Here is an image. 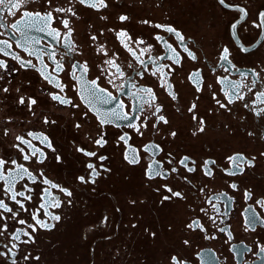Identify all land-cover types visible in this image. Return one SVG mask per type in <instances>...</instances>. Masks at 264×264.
Returning <instances> with one entry per match:
<instances>
[{"label": "flooded vegetation", "instance_id": "obj_1", "mask_svg": "<svg viewBox=\"0 0 264 264\" xmlns=\"http://www.w3.org/2000/svg\"><path fill=\"white\" fill-rule=\"evenodd\" d=\"M43 2L32 0L16 16H0V24L4 25L0 27V42L11 45L5 48L8 55L0 52V60L11 69L10 73L0 69L5 76L0 81V158L15 159L37 177L33 183L25 176L14 187L17 192L24 190L25 197L31 196V199L16 197L26 210H20L13 219L11 213L0 209V229L8 225L0 236V252L5 253L0 256V264H11L13 259L16 264H173V257L178 264H264V252L260 251L264 246V206L257 203L264 202V112L257 114L264 109V97L257 99V93L264 92V27L253 26L254 22L261 23L259 13L264 11V0H225L229 7L219 0H105L107 8L99 7L100 0H92L97 8L76 0V16L54 13L60 19H69L71 40L76 45L75 53L64 58L60 72L54 71L56 64L46 54H41V63L36 55L17 47L20 37L10 27L25 10H48L46 5L41 9ZM56 6L67 8L73 4L70 0H55ZM237 7H243L247 16L234 36L231 25L242 14ZM121 15L128 20L120 21ZM168 26L185 37L196 60L183 52L177 37L165 30ZM50 27L56 28L63 40L67 31L63 24L54 20ZM121 31L127 32L132 41L128 37L118 38ZM157 35L181 53L178 64L163 59L171 52L162 41L155 40ZM29 36L41 39L39 45L32 47L44 49L45 53L55 50L56 60H60L65 51L62 43L57 44L47 32L31 31ZM141 39L145 44L138 46L135 41ZM121 40L129 43L138 56L142 49L152 45V51L141 56L148 69L144 77L127 68L131 61L143 71ZM101 46L109 55L98 51ZM224 47L229 48L233 68L220 59ZM13 55L31 61L35 67L21 68ZM149 55L157 60L155 66L148 61ZM109 59H115L137 85L152 89L156 97L152 108L145 105L143 112L133 111L137 102L127 95L128 81L113 77L115 84L126 85L123 91L108 82L109 74L115 72L105 63ZM77 62L88 63L84 79L100 77L98 84L124 101L125 112L148 118L135 121L141 127L140 132L127 127L128 121L101 125L95 112L80 97L83 80L78 82L72 77L71 65ZM225 68L229 70L226 72ZM37 69L51 74L64 86V91L50 84ZM197 72L199 75H194ZM239 72L247 73V78L242 79ZM225 76L248 87H252L253 79L257 83L251 92L248 87H240L236 95H244V99L228 104L227 84L222 80ZM3 87L10 91L4 93ZM49 93H58L78 107L53 101ZM21 95L37 100L32 110L19 104ZM217 100L226 107L221 108ZM193 104L196 107L189 112ZM157 105L162 109L159 114L165 115L168 123L160 122L154 129L151 125L156 120L152 113ZM45 118L55 123L46 124ZM77 124L81 126L77 128ZM5 131L8 135H4ZM29 132L47 137L55 151L28 136ZM172 132H176L175 137ZM125 133L127 143L119 140ZM101 135L107 140L103 147L95 144ZM16 136L24 137L43 151L44 162L39 163V153L24 161L23 155L31 156V151ZM18 144L24 148L23 153L16 147ZM150 145H158L159 150ZM77 148L96 152L97 156H86ZM129 150L135 151L136 163L125 158ZM99 156L107 159L100 161ZM236 156L243 157L238 165L242 172L233 167L232 158ZM184 157L189 158L187 166L179 163ZM154 160L163 165L166 178H149V166ZM248 160L252 161L251 166ZM88 163L96 165L101 173L94 184L78 179L90 177ZM14 168L11 163L6 166L7 170ZM172 168L177 172L173 173ZM188 168L194 171L189 172ZM7 170L0 169L5 175ZM208 172L212 174L207 175ZM45 177L59 187L44 184ZM25 185L32 191L28 192ZM165 185L181 192L182 197H171ZM6 187L0 181V199L17 211L20 206L11 200L10 193L4 194ZM60 187L72 195L66 196ZM246 193L251 197L246 198ZM164 196L170 199L165 201ZM54 199L60 200L59 208L51 206ZM41 204L49 205L47 210L60 220H50L44 215ZM33 214L54 227L41 228ZM20 219L26 223L21 225ZM28 224L34 225L36 231L32 232ZM189 224L193 227L189 228ZM17 229L21 230L19 240L14 239ZM13 244L17 246L14 249ZM9 249L16 255L12 256Z\"/></svg>", "mask_w": 264, "mask_h": 264}, {"label": "snow or ice", "instance_id": "obj_2", "mask_svg": "<svg viewBox=\"0 0 264 264\" xmlns=\"http://www.w3.org/2000/svg\"><path fill=\"white\" fill-rule=\"evenodd\" d=\"M31 2H32V0H19V2H17V0H0V16H3V15L16 16L17 13L21 11V9H26L28 4ZM75 2H76V0H70V3H72L73 6L65 8V7H61V6L54 7L55 0H44V2L41 4V9H44L45 5H46L48 10L34 11V12L33 11H27V10L23 11L22 17L20 19H17L14 23H12L10 25L11 29L14 30V32L16 34H18L20 37L16 41V46L19 48H22L25 51H28L29 55H36L37 58L41 61V63H43L41 54L42 53L46 54L48 59L53 61L56 64V68L54 69V71H56V72L63 71L64 58L67 56H71L75 53L76 45L71 40L72 29L69 26V19H67V18L60 19L59 15L54 16V13H56V14H61V13L68 14V13H70L72 16H76V10L74 8ZM78 2L82 5H87L89 7L97 8V4L92 2V0H78ZM219 2L221 5H224V7H229V5L225 4V0H219ZM99 7L107 8L108 5H107V3H105V0H100ZM237 11H239L242 14L240 15L239 19H237L236 22L231 25L232 33L234 36L237 34L238 26L245 21L246 16H247V12L245 11V9L243 7H237ZM259 16L261 18V23H255L254 22L253 26L257 27V28H262V27H264V11L260 12ZM54 20L59 22V23H62L63 27L67 30L66 33H64L63 40L60 39L61 33L56 28L50 27L51 23ZM119 20L123 22V21L128 20V17L126 15H121L119 17ZM144 23H147V21H144ZM0 27H4V25L0 24ZM156 27L160 28L162 26L156 25ZM165 30L169 33H173L177 37L179 44L183 47V52L187 53L188 57H191V59H193V60L197 59V56L186 45L185 37L180 32L176 31L171 26L166 27ZM31 31L47 32L48 35L52 36V38L54 40H56L57 44H61V43L63 44L65 51L61 55L59 61L56 60L55 50L47 51L45 53L44 49L32 47L33 45H39L41 43V39L33 37V36H29V32H31ZM117 37L118 38L128 37V41L129 42L132 41V37L128 36V33L125 31H121V32L117 33ZM92 40L95 41L96 36H93ZM155 40L158 42L162 41L164 43L165 47L168 50H170V52H171L170 56L163 57V59H171L174 63H177V64L180 62L179 58L181 56V53L178 52L176 50V48H174L171 44H169L164 39L163 36L157 35L155 37ZM121 43L123 44L124 48H126L132 54L134 60L136 61V63H138L140 65V67H141V69H143V71L136 69L134 64L131 61L128 62L127 68L133 69L134 74L136 76L144 77L145 72H147L148 69L146 66V61L144 59H141V56L144 53H150L152 51V45H148L146 48L142 49L141 56H138L136 54V52L131 47H129V43L125 42L124 40H121ZM135 43L139 46V45L145 44V41L141 39V40L135 41ZM6 47H11V45L8 44L7 41L0 42V52H4L5 55H8L7 51H5ZM48 47L50 48L51 46H48ZM98 51L103 52L104 55H109L108 52L104 51L103 46H101L98 49ZM13 59L17 60L20 63L21 68H25V67H33L34 68L35 67V65H33L31 61L20 60L19 56L13 55ZM157 59H159V58H157ZM220 59L225 61L229 65V68L235 67V65H233L231 60L229 59V48L228 47H224L222 49L221 54H220ZM148 61L151 62L154 66L157 64V60L153 59L150 55L148 57ZM105 63L115 69L114 73L109 74V81L108 82L110 84H113V86L116 87L118 91H123V89L126 85L124 83L115 84L113 77L115 79H121V80L126 79L128 81V83L130 84L127 95L137 102L133 108V111L143 112L145 110V105H147L148 108L153 107L155 100H156V97H155V94L152 92L151 88H145V87L137 85L135 83V81L132 80V77L126 76V72L122 69V66L116 62L115 59H109V60L105 61ZM44 67L46 68L47 65H45ZM71 67L73 69V72H72L73 79L77 80L78 82L80 80H83V83L80 84V87H79V94H80L81 99L83 100V102L88 106V108L91 111L95 112V114H96L97 118L99 119L101 125L114 124L117 121H128L129 123L126 125L127 127L135 128L137 132L141 131V127H138L137 124L135 123V121L140 120V119L147 121L148 118L147 117L141 118L140 116H132L129 112H125L123 110L125 107L124 101L120 100L118 96H114L111 92L107 91L106 88L101 87L98 84L97 81L100 80V77H97L96 79H93L91 81L84 79V77L87 76V73L89 70L87 62L73 63L71 65ZM229 68H225V71L227 72L229 70ZM0 69H2L3 72H5V73H10V71H11V69L9 68V65L2 60H0ZM37 70L41 72V75H43L44 78L46 80H48V82L50 84H54V86L56 88H58L60 90V92L64 91V86H62L58 82V80L53 79L51 77V74H45V72L41 69H37ZM157 70L160 71L162 69L157 68ZM102 71H103V69H102ZM77 72L80 73L79 76H77V74H76ZM152 75H156V72H153ZM194 75L198 76L199 72L195 73ZM239 75L243 79V78H247L248 74L245 72H239ZM256 75H258V74H256ZM4 79H5L4 74H0V81H2ZM222 80L227 84V91H225V97L227 98L228 104L233 103L235 99H240V100L244 99V95H236V93L239 92L240 87H248V85L241 84L240 82H237V81L229 80L227 76L223 77ZM256 83H257V81L255 79H253L252 87H248L249 92L252 91V88L255 87ZM168 87L170 89L171 85H169ZM133 89H135V90H133ZM2 90L4 93H7L10 91V89L8 87H3ZM19 91H20V89H17V92H19ZM49 95L51 97V100L58 101L60 104H72L73 107H78V105H75L73 103V101H71L70 99L62 97L58 93H49ZM261 97H264V92L257 93V99H261ZM172 98L176 99L175 96H173ZM217 103L219 104V106L221 108L226 107V105L221 103L219 100H217ZM19 104L25 105L30 110H32V107L37 104V100L31 99V98H26L25 96L21 95L19 98ZM99 105H112V106L106 107V108H101V107H99ZM247 106L248 105L245 104V107H247ZM195 107H196V105L193 104L189 108V112H192ZM161 112H162L161 107L158 105L155 106V109H154V112L152 113V115L155 118L156 123L151 125V127L154 129L157 128V124H159L160 122H163L164 124L168 123V120L166 119L165 115L159 114ZM262 112H264V109H260L257 112V114L259 115ZM157 114H159V115H157ZM84 115L87 116V113H84ZM44 123H46V124L47 123H55V121H49L47 118H45ZM80 126H81L80 124L76 125L77 128H79ZM117 126H119V125H117ZM4 135H8V132L5 131ZM171 135L173 137H175L176 132H172ZM250 135H251V133H250ZM28 136H32L33 139H39L42 144H44L48 148H51L52 151H55V149L52 148L51 142L48 141V138L43 136L42 134L41 135H35V134L29 132ZM16 140L20 141V144L26 145L28 147V149L31 151V156L28 154L23 155L24 161H29L32 157H36L37 154L39 153V157H38L39 163L44 162L45 153L39 149H36L31 144V142L29 140L25 139L22 136H16ZM119 140L127 143V140H128L127 133H125L124 135H121L119 137ZM106 143H107V140L104 138L103 135H101L99 139L95 140V144L100 146V147H103ZM20 144L16 145V147L18 148V150L21 153H23L24 148L20 147ZM149 147H156L159 150L158 145H154V146L150 145ZM77 151H81V152H83L84 155L89 156V157L97 156L96 152L85 151L83 148H77ZM125 158L129 161V163H136L137 162V156H136L135 151H133V150H129V152L126 153ZM57 159L59 160L60 157H57ZM105 159H107L105 156H99L100 161H104ZM188 159H189L188 157H184L183 159H181L179 161V163L181 165L187 166ZM232 159H233V167L236 168L238 172H242L243 169L238 167V165L240 162L243 161V157L236 156ZM9 163L14 165L15 168L12 170H7L6 166ZM169 163H171V161H169ZM247 163L249 166L252 165L251 160H248ZM101 167H103V165H101ZM87 168L91 170L90 177L88 179H86L84 176H80V177H78V179L81 183H93L94 184L96 182V178L99 177L101 175V173L99 171H97L96 165H94L93 163H88ZM0 169L7 170V175H5L4 171H0V181H4L5 184L7 185V187L4 189V194L8 195L10 193L11 194V200L20 206L19 209H17V211H13V209L10 208L8 206V204H6L2 199H0V209H3L4 212L11 213L12 218L15 219L18 216V213L20 210H26L24 208L23 202L16 199L17 196L25 197V191L24 190H21L18 192L15 191L14 190L15 185H17L19 182H21L25 176H27L28 179L31 180L33 183H36L37 177L34 176L32 174V172H30L28 170V168L25 167L23 164L17 163V161L15 159H12L11 161H7L4 158H0ZM104 171H108V169H104ZM171 171L173 173H175V172H177V169L172 168ZM188 171L192 172V171H194V169L188 168ZM211 174H212L211 172L207 173V175H211ZM233 174H235V173H233ZM40 175L43 176V173H41ZM155 177H165L166 178L167 173H166L163 165L160 163V161L154 160L153 164L149 166V178L151 179V178H155ZM43 183L44 184H50V186L53 188L59 187L56 184H51V182L46 177L43 179ZM165 187L167 188V191L169 193H171V197H182L181 192L173 191L172 188L167 187L166 185H165ZM232 187L235 188L236 185L233 184ZM25 188L28 192L32 191L30 188H27L26 185H25ZM59 190L61 192H63L66 196L70 197L72 195V193L65 188L60 187ZM45 191L47 192V190H45ZM245 195H246V198L251 197L250 193H246ZM25 199H31V196L25 197ZM169 199H170L169 196L163 197V200H165V201L169 200ZM217 199H219V197H217ZM69 203H70V201H69ZM257 203L262 204V206H264V202L257 201ZM60 204H61V202L59 199H54V202L51 204V206L59 208ZM48 206L49 205H46V204L40 205V208L44 209V215L48 216L50 220L59 221L60 217L49 212L47 210ZM249 211H251V209H249ZM253 217H255L254 212H253ZM33 219L35 220L36 224L39 225L41 228L50 230L54 227L53 224L38 219L35 214H33ZM105 219H107V217ZM18 222L21 225H24L26 223V221L23 219H20ZM196 224L198 227L202 228V226L199 225L198 221L196 222ZM28 227L32 229V232L36 231V227L34 225L28 224ZM188 227L192 228L193 225L189 224ZM7 230H8V225L4 224L3 229H0V236L4 235V233ZM220 231H224V229H220ZM20 232H21L20 229L16 230V233L14 234V239H16V240L20 239ZM24 235L29 236V240L32 239L31 235L28 232H24ZM153 235H155V234L153 233ZM24 242L27 243L28 241H24ZM16 247L17 246L15 244L12 245V249H14ZM260 251L264 252V246L260 247ZM9 252H11L12 256L16 255V253L12 252L11 249H9ZM4 255H5L4 252H0V256H4ZM25 258L27 259V257H25ZM172 259H173V264H178L176 257H173ZM11 264H16V261L13 259Z\"/></svg>", "mask_w": 264, "mask_h": 264}]
</instances>
